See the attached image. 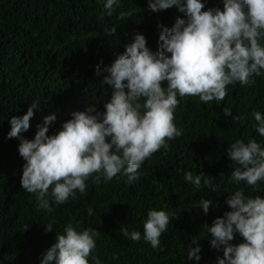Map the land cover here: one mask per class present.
<instances>
[{
  "label": "trees",
  "instance_id": "1",
  "mask_svg": "<svg viewBox=\"0 0 264 264\" xmlns=\"http://www.w3.org/2000/svg\"><path fill=\"white\" fill-rule=\"evenodd\" d=\"M202 2L206 8H222L221 0ZM121 11L130 15L118 18ZM101 12L98 0H0V264H38L55 233L69 221L77 231L96 230L89 264L93 255L100 264H185L191 240L200 246L196 264H215L222 253L209 246L202 226H210L229 210L224 200L237 188L246 196L264 197V181L248 186L229 179L233 165L225 154L236 139L251 138L264 147L251 115L264 114V73L251 76L245 85H226L221 101L177 96L172 122L181 134L147 157L131 183L123 170L108 181L90 176L85 191H75L62 204L47 197V211L38 207L35 193L20 187L23 160L17 151L19 140L6 139L8 119L22 116L30 103L38 101L29 128L20 134L31 140L49 114L55 120L47 134H53L74 111L87 107L103 111L110 89L100 85L102 77L94 75V66L109 65L135 33L142 34L146 47L155 51L156 25L171 27L176 17L183 18L175 7L152 13L146 0H120L110 17ZM106 28L116 31L105 36ZM258 42L264 44V35ZM224 110L231 115L226 117ZM185 171L205 175L199 189L184 181ZM201 198L215 205L207 215L198 208ZM150 209L170 214L155 250L143 239L142 224ZM48 223L53 232L44 231ZM124 231H138L141 239L133 241L122 235ZM240 240L234 234L230 243Z\"/></svg>",
  "mask_w": 264,
  "mask_h": 264
},
{
  "label": "clouds",
  "instance_id": "2",
  "mask_svg": "<svg viewBox=\"0 0 264 264\" xmlns=\"http://www.w3.org/2000/svg\"><path fill=\"white\" fill-rule=\"evenodd\" d=\"M98 2L101 15L109 17L120 4V0ZM221 4L222 8H206L202 0H146L152 13L175 7L183 18L176 17L171 27L156 25L155 51L146 47L142 34L135 33L109 65L94 66V75L102 77L100 85L110 89L103 111L94 107L74 111L53 134H47L49 123L55 120L49 114L37 125L31 140L20 134L29 128L38 101L30 103L22 116L8 119L6 139L19 140L17 151L23 160L20 187L35 193L38 207L50 210L49 196L62 204L75 191L83 193L90 176L94 181L101 177L108 181L123 170L131 183L147 157L167 148L166 140L181 134L172 122L177 96H198L204 103L221 101L226 85H245L251 76L264 73V44L258 42L264 35V0H221ZM129 15L121 11L118 18ZM115 31L106 28L103 34L111 36ZM223 114L227 117L231 112L224 110ZM251 115L255 131L264 137V114L254 111ZM225 154L233 165L231 181L248 186L264 181V147L255 140L236 139L227 145ZM203 176L185 171L183 179L199 189ZM203 183L207 186L209 180L205 178ZM197 203L207 215L212 201L201 198ZM224 204L229 210L210 226H202L209 246L222 253L215 264H264V197H249L237 188ZM169 215L155 209L146 213L143 239L154 250L160 245ZM43 229L53 232L52 223ZM234 234L241 238L237 244L230 243ZM122 235L133 241L141 239L138 231ZM95 236V229L77 231L69 221L62 232L55 233L54 243L40 254L38 264H89ZM199 253L198 241L191 240L185 264H196ZM91 259L100 264L94 255Z\"/></svg>",
  "mask_w": 264,
  "mask_h": 264
}]
</instances>
